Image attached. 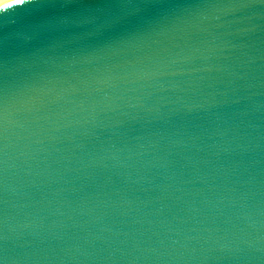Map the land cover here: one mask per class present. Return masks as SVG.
Segmentation results:
<instances>
[{"label":"water","instance_id":"water-1","mask_svg":"<svg viewBox=\"0 0 264 264\" xmlns=\"http://www.w3.org/2000/svg\"><path fill=\"white\" fill-rule=\"evenodd\" d=\"M0 264H264V0L0 15Z\"/></svg>","mask_w":264,"mask_h":264},{"label":"snow or ice","instance_id":"snow-or-ice-1","mask_svg":"<svg viewBox=\"0 0 264 264\" xmlns=\"http://www.w3.org/2000/svg\"><path fill=\"white\" fill-rule=\"evenodd\" d=\"M30 3L31 0H28ZM26 4V0H3L2 3H0V15L6 13L10 9H15L18 7H23Z\"/></svg>","mask_w":264,"mask_h":264},{"label":"clouds","instance_id":"clouds-1","mask_svg":"<svg viewBox=\"0 0 264 264\" xmlns=\"http://www.w3.org/2000/svg\"><path fill=\"white\" fill-rule=\"evenodd\" d=\"M3 2V0H0V3H2Z\"/></svg>","mask_w":264,"mask_h":264}]
</instances>
